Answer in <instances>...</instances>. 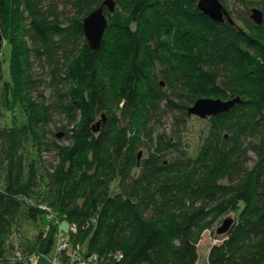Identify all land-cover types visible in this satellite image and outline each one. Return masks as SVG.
I'll return each instance as SVG.
<instances>
[{
  "label": "trees",
  "instance_id": "1",
  "mask_svg": "<svg viewBox=\"0 0 264 264\" xmlns=\"http://www.w3.org/2000/svg\"><path fill=\"white\" fill-rule=\"evenodd\" d=\"M103 1L0 0L11 48L0 101L12 118L0 127V253L25 220L38 228L30 254L72 264L58 251L56 213L97 264H197L204 228L236 213L208 264H264V23L253 9L237 16L243 27L217 23L199 0H114L93 51L82 23ZM202 98L241 102L207 118L191 155L180 131ZM169 116L170 134L157 125ZM53 149L60 163L42 172ZM11 245L16 264L24 246Z\"/></svg>",
  "mask_w": 264,
  "mask_h": 264
},
{
  "label": "rangeland",
  "instance_id": "2",
  "mask_svg": "<svg viewBox=\"0 0 264 264\" xmlns=\"http://www.w3.org/2000/svg\"><path fill=\"white\" fill-rule=\"evenodd\" d=\"M244 3L252 4L249 5L248 8L245 7ZM223 4V3H222ZM260 4V5H258ZM224 7L231 15L232 19L235 21L238 26L243 27V23L237 19V16H243L245 17L248 13V11L252 9H258L263 14V23H264V0H224ZM10 59H11V48L7 44V42L3 39L1 43V49H0V63L3 67L4 71V79L6 81H10ZM41 69H37L36 72H40ZM2 89V84L0 85V93ZM41 91H44V87H41ZM48 90L45 91L46 96H49ZM5 108L1 105L0 101V127L4 126L5 124H10L12 121L11 113L4 110ZM17 114H22L23 109L18 107L16 110ZM107 119H101L98 118L97 123H101L100 126L105 125L107 123ZM173 118L171 116L164 117L159 121L158 124L162 125V128L159 129L160 131H165L166 133L170 134L172 131H177L176 127L173 125ZM209 123L207 119L203 120L196 116H192L188 119L187 125L184 129L180 131V139L183 144V148L188 150L191 155H195L198 151V148L201 143V138L204 136V134L208 131ZM55 129V128H53ZM52 129V130H53ZM56 132V130H55ZM57 145L61 148H68L70 146V141L67 138H64L62 136L61 138H56ZM143 155H146V152L143 153ZM43 157V169L42 172H49L54 173V169L59 165L60 160L57 158L56 150H52L51 152H48ZM2 181L1 172H0V183ZM46 186V185H45ZM46 187H41V191L39 192L41 194V197H48V193H46ZM39 194V195H40ZM42 200V199H41ZM52 223L55 228H57L58 232H62L63 227L66 226L65 223H63L61 217L57 215L56 213H52ZM237 214L236 213H230L227 215L222 216L217 223L213 224L211 228H204L202 231V238L198 244V252H199V261L197 264H208L207 262V254L208 250L211 247L212 243L216 241L217 235V229L221 226L224 220L226 219H233L235 220ZM220 221V223H219ZM50 229V228H49ZM38 234V228L33 225L32 223L26 222L25 220H22V222H19L13 231V241L7 242L1 251L0 254V264H15L14 262V255L15 249L12 248V243L15 245V247L20 246V243L23 244L24 247H19L20 251L22 249L21 254H24L22 258L20 257L18 262L16 264H54V259H45L44 257L35 254H30L29 249L30 245L26 242V239L33 240L36 235ZM20 236V237H19ZM55 239L57 241V233L55 235ZM11 243V244H10ZM83 259H86L84 257V252L81 249L80 250ZM36 260V261H35ZM38 260V262H37ZM108 262V261H107ZM114 261H112L113 263ZM115 263V262H114Z\"/></svg>",
  "mask_w": 264,
  "mask_h": 264
},
{
  "label": "water",
  "instance_id": "3",
  "mask_svg": "<svg viewBox=\"0 0 264 264\" xmlns=\"http://www.w3.org/2000/svg\"><path fill=\"white\" fill-rule=\"evenodd\" d=\"M197 6L204 15L208 16L217 23H224L227 21L232 25L234 24V20L220 0H199ZM115 7L116 3L114 0H105L97 9L93 10L84 18L82 23L84 34L90 48L93 51L100 50L106 29L108 27V18L105 12L107 11L112 14L115 11ZM251 18L257 25H261L263 23V14L258 9H253ZM2 41L3 37L0 34V49ZM240 102V98H234L227 101L213 98H202L197 100L195 104L189 108L188 112L189 115H194L201 119H207L209 117H214L229 112L235 106V104ZM102 119L106 118L103 116ZM100 124L101 123H97L93 127L94 132H98L100 130ZM233 222L234 221L231 218L224 220L216 231L217 235L227 234L233 225ZM105 264L120 263H112L108 261L105 262Z\"/></svg>",
  "mask_w": 264,
  "mask_h": 264
},
{
  "label": "built area",
  "instance_id": "4",
  "mask_svg": "<svg viewBox=\"0 0 264 264\" xmlns=\"http://www.w3.org/2000/svg\"><path fill=\"white\" fill-rule=\"evenodd\" d=\"M49 230V229H47ZM62 232H58L57 231V247H58V251H63L66 254H68V256H70L71 260H72V264H97V259L95 258H88L85 257L86 259H83V256L80 252V248H74L70 245L69 243V235L70 234H74L77 232V228L75 226H71L69 228L68 234H66L64 232V230H61ZM215 243V242H214ZM84 255V254H83ZM20 258V257H19ZM119 262V261H118ZM54 264H60V262L58 261V259H54Z\"/></svg>",
  "mask_w": 264,
  "mask_h": 264
}]
</instances>
